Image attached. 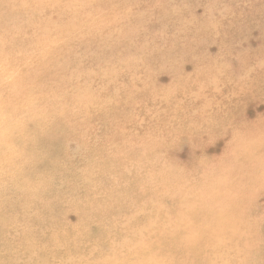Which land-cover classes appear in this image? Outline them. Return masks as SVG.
<instances>
[{
    "label": "rangeland",
    "instance_id": "374dc122",
    "mask_svg": "<svg viewBox=\"0 0 264 264\" xmlns=\"http://www.w3.org/2000/svg\"><path fill=\"white\" fill-rule=\"evenodd\" d=\"M1 10L0 264H148L127 225L155 204L131 201L147 193L141 180L171 166L195 189L211 177L199 163L242 154L264 133V0H12ZM8 35L22 44L10 49ZM24 77L31 95L6 112ZM153 140L163 147L149 156ZM150 190L174 205L161 183ZM118 193L130 198L115 206ZM251 193L238 195L264 216V181ZM232 248L222 264L248 257Z\"/></svg>",
    "mask_w": 264,
    "mask_h": 264
},
{
    "label": "bare ground",
    "instance_id": "6f19581e",
    "mask_svg": "<svg viewBox=\"0 0 264 264\" xmlns=\"http://www.w3.org/2000/svg\"><path fill=\"white\" fill-rule=\"evenodd\" d=\"M11 1L0 0V11L5 6L9 7ZM6 39L10 49L22 44L21 41H16L14 36ZM21 83L25 88L21 86ZM29 83H31V77L19 78L15 81L17 87H14L10 98L5 100L7 101L6 112L9 110L10 113L13 110V106L9 104L11 101H15L19 96L27 98L31 95L33 88L29 86ZM20 87L22 88L19 89ZM248 143L249 145L244 147L247 151H243L242 154H225L212 166L199 163L197 166L203 171V176L211 175V177L208 181L197 184L195 189L184 190L187 182L186 179L183 181L184 170H177L171 166L166 172L157 176H146L141 180L147 193L133 197L131 201L140 199L142 203L155 204L148 209L151 216L145 218L138 228L127 225L131 228L132 234L141 233V237L136 235L133 237L138 240L136 247L148 246L149 253L153 256L150 257L148 264H185L187 262L216 264L218 260L220 264L229 263L235 259L230 256L235 251L233 246L240 248L239 255L248 254V257H244L245 261L233 264H264V216L252 215L250 208L246 207L247 198L240 200L238 195L239 192H244L247 197L251 196L255 186L264 181V175L260 173V169L264 167V155L256 156L251 150L252 147L263 148L264 152V133L250 137ZM148 145L149 156L157 148L163 147V143L159 140H153ZM224 164H230L231 168ZM171 180L176 181L175 185L171 183ZM153 181L161 183L173 196L174 205L171 208L158 204L157 195L150 190ZM186 195L189 198H186ZM126 198L130 197L118 193L113 204L122 205ZM109 210L110 208L104 209V211ZM171 210L174 213L167 214ZM231 210L235 211L233 215L228 214ZM161 216H175V219L170 221V219L160 218ZM151 228L156 230L153 234L154 239L148 232ZM143 258L144 256L139 257L138 262L133 264H140Z\"/></svg>",
    "mask_w": 264,
    "mask_h": 264
}]
</instances>
